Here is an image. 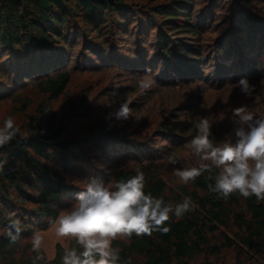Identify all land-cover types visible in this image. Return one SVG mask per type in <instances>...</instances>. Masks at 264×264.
I'll use <instances>...</instances> for the list:
<instances>
[{
	"label": "trees",
	"instance_id": "obj_1",
	"mask_svg": "<svg viewBox=\"0 0 264 264\" xmlns=\"http://www.w3.org/2000/svg\"><path fill=\"white\" fill-rule=\"evenodd\" d=\"M130 5H134L130 0H0V99L11 100L10 116L19 128L17 138L0 148V161L6 162L0 172V229L7 225L10 213L21 220L22 229L15 243L0 233V264H32L33 232L53 224L64 198H76L84 191L69 184L67 175L73 170L85 173L79 164L87 161L85 150L78 140L65 138L66 129L52 105L72 80L58 45L66 48L70 33L77 38L94 34L93 40L102 37V43L107 38L104 33L118 38L119 30L126 29ZM183 5L174 1L170 8L152 7V13L161 15L163 25L173 31L199 35V25ZM181 17L183 25L178 24ZM238 19L261 29L262 24L243 11ZM158 34L159 47L166 57H173V38L162 30ZM178 47L180 52L191 50L187 45ZM175 60L182 64L181 57ZM26 81L37 94H29ZM75 107L84 105H73L71 111ZM138 171L144 174L146 194L172 205L190 197L193 208L180 219L172 215L167 234L153 231L150 236L133 234L113 241V248L119 249V264H264V201L255 196L245 199L239 193L225 198L210 192L208 185H214L219 172L215 168L185 185L175 173L169 184L160 164H142L118 172L113 184ZM66 247L81 250L68 238L65 245L56 246L53 259L42 249L45 259L37 264H62Z\"/></svg>",
	"mask_w": 264,
	"mask_h": 264
},
{
	"label": "rangeland",
	"instance_id": "obj_2",
	"mask_svg": "<svg viewBox=\"0 0 264 264\" xmlns=\"http://www.w3.org/2000/svg\"><path fill=\"white\" fill-rule=\"evenodd\" d=\"M174 1L191 12L199 35L173 31L163 25L161 15L152 13L155 7H172ZM130 2L135 6L130 5L126 29L119 30L118 38L104 33L107 38L102 43V37L93 40L94 34L77 38L70 33L67 47L63 43L57 47L65 53L64 66L72 80L52 105L66 129L65 138L78 140L87 156V161L79 163L85 173L73 170L67 175L76 188L91 180L113 187L118 172L149 163L160 164L167 182L173 184L176 164H199L189 142L200 117L212 123L215 141L232 143L239 127L232 109L246 105L255 116L264 117V0ZM241 11L260 22L261 29L241 23ZM182 18L179 25H183ZM161 30L173 38V57H166L158 45ZM179 44L187 45L190 52H180ZM177 56L182 59L179 66ZM146 69H151L156 81L147 91L138 87L139 76ZM241 78L256 86L252 96L235 87ZM25 84L29 94H37L27 81ZM123 101H130L129 119H108ZM82 103L83 108L71 111L73 105ZM11 111V100L0 99V126ZM49 164L59 168L54 161ZM74 202L75 198H64L62 209ZM40 232L43 250L53 259L56 246L65 245L68 238L57 237L54 224Z\"/></svg>",
	"mask_w": 264,
	"mask_h": 264
},
{
	"label": "clouds",
	"instance_id": "obj_3",
	"mask_svg": "<svg viewBox=\"0 0 264 264\" xmlns=\"http://www.w3.org/2000/svg\"><path fill=\"white\" fill-rule=\"evenodd\" d=\"M155 84L151 69L140 74L139 88L147 91ZM234 85L247 96H252L256 88L247 78H241ZM131 111L130 101H123L108 114V119L127 120ZM231 111L239 125L235 129V143H215L212 123L207 117H200L195 123L196 134L189 142L199 164L177 169L175 175L186 185L205 172L211 173L213 168L219 169L214 185H208L210 192H218L225 198L239 193L245 199L255 196L258 201H264V117L255 116L246 105ZM18 133L14 119L7 117L0 126V148L9 145ZM4 163L0 161V172ZM170 163L175 164L177 160L170 159ZM82 183L84 191L79 192L71 207L62 209L53 222L57 237L72 238L81 249L66 247L62 264H119V249L113 248V241L130 239L133 234L150 236L153 231L167 234L170 228L166 224L171 216L180 219L193 208L190 197L172 205L151 193L146 194L145 177L140 171L127 180L116 182L113 187L98 184L95 180ZM21 231V220L15 213H10L8 223L0 233L15 243ZM43 246L44 236L40 231L33 232L31 251L36 255L32 264L45 259Z\"/></svg>",
	"mask_w": 264,
	"mask_h": 264
}]
</instances>
